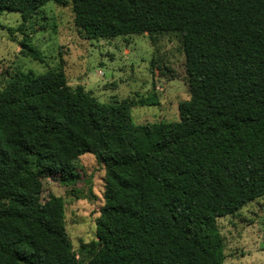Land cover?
I'll use <instances>...</instances> for the list:
<instances>
[{
  "label": "trees",
  "instance_id": "1",
  "mask_svg": "<svg viewBox=\"0 0 264 264\" xmlns=\"http://www.w3.org/2000/svg\"><path fill=\"white\" fill-rule=\"evenodd\" d=\"M49 1L70 6L84 38L176 32L189 97L177 120L135 123V100L99 101L60 65L8 71L0 264H223L216 219L264 195V0H0V11H18L23 33ZM86 152L104 165L103 204L96 240L75 251L63 199L39 178L73 187Z\"/></svg>",
  "mask_w": 264,
  "mask_h": 264
},
{
  "label": "rangeland",
  "instance_id": "2",
  "mask_svg": "<svg viewBox=\"0 0 264 264\" xmlns=\"http://www.w3.org/2000/svg\"><path fill=\"white\" fill-rule=\"evenodd\" d=\"M20 19L18 11H0V85L8 71L39 73L60 65L69 86L81 85L99 101L135 100L130 107L135 123L178 119V103L189 92L176 32L84 38L75 29L70 6L53 1L25 22L23 33L16 31ZM21 41L34 46L43 59L28 55ZM141 99L155 103L140 104ZM75 164L79 179L73 187L47 176L39 181L44 196L51 192L62 197L67 238L77 251L81 243L96 240L104 165L90 152L81 154ZM216 225L224 244L223 264H264V195L234 214L218 217Z\"/></svg>",
  "mask_w": 264,
  "mask_h": 264
}]
</instances>
